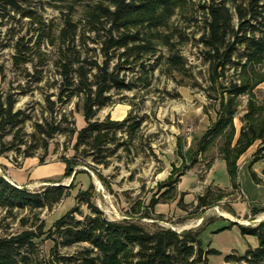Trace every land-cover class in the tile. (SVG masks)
Returning <instances> with one entry per match:
<instances>
[{"label":"trees","instance_id":"1","mask_svg":"<svg viewBox=\"0 0 264 264\" xmlns=\"http://www.w3.org/2000/svg\"><path fill=\"white\" fill-rule=\"evenodd\" d=\"M193 2L0 0V46L11 47L13 68L25 71L26 84L13 90L24 95L43 83L49 73L44 98L48 116L42 120H33L27 110H16L15 93L0 94V157L17 151L25 159L33 158L39 149L48 153L49 141L56 135H76L75 154L64 159L65 176L70 177L79 165L93 170V165L108 167L111 145L115 146L112 153L121 148L129 152L128 143L119 135L132 138L142 120L131 123V115L124 121H113L110 115L104 121L96 117L112 104L115 95L150 88L157 71L186 73L185 59L173 39L178 34L185 43L188 38L172 21L187 13L191 21L202 25L197 45L202 47V58L208 65L209 95L219 94L214 99L220 101L217 120L203 136L204 148L226 134L222 153L231 180L236 182V161L255 141L261 140L263 146L254 163L264 159V109L258 106L254 93L264 83V0H203L196 9ZM48 9L61 14V26L55 27L45 16ZM194 13L201 15L195 17ZM24 19L27 21L22 23ZM160 47L169 53L161 55ZM0 68L3 73L4 68ZM241 96L249 97V112L232 150L233 119ZM75 99L86 123L80 131L64 112ZM32 121L34 132L28 134L26 125ZM7 136L12 137L10 142H5ZM44 159L42 156L40 163ZM81 173L88 174L77 172L70 188ZM70 188L49 186L32 193L0 174V264H39L36 240L45 234L56 237L54 255L60 246H87L72 256H60L62 264H209V257L219 254L216 249L205 250L201 234L193 230L178 233L160 226L149 230L132 220L111 221L92 203L93 184L78 195V206L45 231V220L40 218L43 210L52 211ZM80 204L87 205L90 214L85 216ZM157 204L154 201L151 207ZM24 212H30L33 219L22 216ZM16 220L22 229L10 232ZM239 227L242 237L253 236L259 244L243 256L229 254L226 263L264 264V222Z\"/></svg>","mask_w":264,"mask_h":264},{"label":"rangeland","instance_id":"2","mask_svg":"<svg viewBox=\"0 0 264 264\" xmlns=\"http://www.w3.org/2000/svg\"><path fill=\"white\" fill-rule=\"evenodd\" d=\"M202 1L194 0V8L196 9V5ZM199 15L201 14L194 13L195 17ZM45 16L53 20L55 27L63 24L61 14L56 10L48 9ZM191 20V16L186 13L175 16L172 21L174 27L188 38L184 39L185 43H182L178 34L173 39L177 50L185 59L186 73L175 71L168 75L157 71L150 88L141 87L135 91L115 95L112 104L101 110L96 117V120L104 121L110 115L113 121H124L131 115V123L142 120L140 129L132 138L125 133L119 135L128 143L129 152L121 148L112 153L115 146L111 145V151L107 154L108 167L93 165L92 159H88L87 162L95 166L96 170L85 165L77 166L75 171H86L84 170L86 168L88 174L78 175L73 188L70 187L74 173L70 177L65 176L64 159H70L75 154L73 146L76 135H56L49 141L48 153L39 149L28 161L17 151L0 157V174L8 178V165L17 168V172H22L25 161L29 165L35 164L26 173L27 181L24 186L32 193L55 184L70 185L68 196L60 204L54 206L52 211L43 210L40 218L45 220V231L51 229L58 219L78 206V195L88 191L90 184H93L92 203L111 221L132 220L149 230H155L157 226L167 229H170L168 226H173L179 231L188 228L194 233L201 234L205 250L213 247L212 242L223 252L233 245L236 250L232 253L241 256L240 250H237L240 241L235 238L234 229L241 230L239 226L255 227L252 222L264 215V159L254 163L256 153L263 145L261 140L255 141L239 155L236 161L238 167L236 182L231 180L222 153L227 145L226 134L218 136L204 148L203 136L217 120L220 101L219 98L214 99L219 97V94L209 95L208 65L203 61L200 51L202 47L197 45L202 25ZM26 21L27 19H24L22 23ZM159 50L164 56L169 53L165 47H160ZM13 53L11 47L2 49L0 46V67L4 68L3 73L0 68V94L6 96L15 93L17 99L15 109L27 110L32 114L33 120H42L48 116L44 98L48 92L46 82L49 73L46 74L47 78L43 83L32 86L24 95L20 90H13L19 84H26L24 69H15L12 66ZM27 67L30 68L29 65ZM162 69L165 70L164 67ZM254 93L258 106L264 109V83L257 87ZM238 100V111L233 119L232 150L246 126L245 117L249 112V97L241 96ZM77 102L75 99L64 112H67L69 119L75 122L76 130L80 131L86 123ZM26 132L28 134L34 132L33 121L26 125ZM11 140V136L5 138V142ZM42 156L45 159L40 163ZM220 160L222 161L217 164ZM61 166L65 168L61 169ZM213 169V176L210 177ZM91 174L101 183L103 190L100 192ZM192 174L194 178L190 177ZM185 197L196 198L195 201L188 203L185 202ZM154 201L170 206L178 202L176 208L181 212L156 215V206L151 207ZM80 205L85 216L90 214L87 205ZM214 208H219L221 212L234 218L222 216L214 211ZM256 210L258 213L255 215ZM22 216L33 219L30 212H24ZM76 217L83 219L79 215ZM201 219L202 222L197 226ZM235 221L241 222L242 225L236 224ZM12 227L10 232L22 229L17 220ZM55 239L56 237L45 234L43 238L36 240L39 247V264H62L59 261L60 256H72L87 247L60 246L54 255ZM218 255L222 253L219 252ZM218 255L212 256L209 264H223L224 259Z\"/></svg>","mask_w":264,"mask_h":264},{"label":"crops","instance_id":"3","mask_svg":"<svg viewBox=\"0 0 264 264\" xmlns=\"http://www.w3.org/2000/svg\"><path fill=\"white\" fill-rule=\"evenodd\" d=\"M254 154V151L251 152V155ZM29 159H27L26 161H28ZM24 162L23 165H25L23 167V171L22 172H17V168H15L14 166H10L8 165L7 167H9V171H8V176L13 184H15L16 186H21V187H24L25 186V183L27 181V174L28 171H30V169L35 165V164H31L29 165L28 162ZM222 160L218 161L217 164H219ZM251 162V161H250ZM27 163V164H26ZM216 164V165H217ZM29 165V166H28ZM64 166H61V169H64L63 168ZM51 169V168H50ZM213 173H214V169L212 170L211 174H210V177L213 176ZM190 177L194 178V175L192 174ZM196 197H185L184 200L185 202H188V203H191L193 201H195ZM177 204L178 202H176L175 205H166V204H157V206L155 207V213L156 215H167L168 213H178V212H181V210L177 209ZM177 209V210H176ZM234 236L235 238L240 241V245H237V250H240V255L243 256V254L246 252V250H248L249 248H257L258 244H259V240H257L255 237L253 236H243L241 235V230H238L236 231L234 229ZM212 245L213 247L211 249H216L217 251L221 252L222 255H218L220 256V258L224 259V262L223 264H227L226 263V257L229 256V254H232V251H235L236 249L233 248L231 245L227 250L226 252H223L221 250V248H218L216 247L215 243L212 242ZM212 259V256L209 257V261Z\"/></svg>","mask_w":264,"mask_h":264},{"label":"water","instance_id":"4","mask_svg":"<svg viewBox=\"0 0 264 264\" xmlns=\"http://www.w3.org/2000/svg\"><path fill=\"white\" fill-rule=\"evenodd\" d=\"M84 170H86L87 171V169L86 168H84ZM77 174V170L74 172V175H73V177H72V180H71V182L73 181V179H74V177H75V175ZM91 176H92V178H93V180H94V182H95V185H96V187H98V191L100 192L101 190H103V187L101 186V183L99 182V180L93 175V174H91ZM5 178L11 183V184H13V182L10 180V179H8V177H6L5 176ZM14 186H16L15 184H13ZM54 186H63V187H69L70 185H64V184H55ZM17 188H19V189H25L26 187H19V186H16ZM123 219H126V218H123ZM127 220V219H126ZM262 222H264V219H257L256 221H253L252 223H253V225L256 227L257 225H259L260 223H262ZM235 223L236 224H238V225H242L241 224V222H239V221H235ZM249 224V223H248ZM166 225V224H165ZM166 226H168V225H166ZM170 229H173V230H175V231H177L178 233H183V232H185L186 230H188V228H186V229H183V230H177V229H175L173 226H168Z\"/></svg>","mask_w":264,"mask_h":264},{"label":"bare ground","instance_id":"5","mask_svg":"<svg viewBox=\"0 0 264 264\" xmlns=\"http://www.w3.org/2000/svg\"><path fill=\"white\" fill-rule=\"evenodd\" d=\"M214 211L218 212L219 214H221L222 216H225V217H229V218H234L232 215L230 214H227V213H224V212H221L219 208H214ZM260 219H264V215L260 216L259 217V220ZM202 222V219L200 221H198V223L196 224L197 226L200 225V223ZM246 224H248L249 222L247 221H244ZM188 227V226H187Z\"/></svg>","mask_w":264,"mask_h":264}]
</instances>
